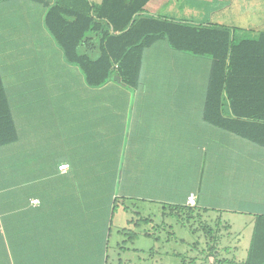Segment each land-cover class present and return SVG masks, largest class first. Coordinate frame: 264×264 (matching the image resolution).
<instances>
[{
    "label": "crops",
    "instance_id": "1",
    "mask_svg": "<svg viewBox=\"0 0 264 264\" xmlns=\"http://www.w3.org/2000/svg\"><path fill=\"white\" fill-rule=\"evenodd\" d=\"M53 2L0 0V80L18 136L1 151L12 154L8 159L15 170L27 169L37 192L29 206L38 208L44 194L55 222L22 230L24 209L14 208L10 242L0 205V264H100V212L95 205L83 209L85 185L104 182L106 170L112 195L122 204L186 206L193 194L195 207L228 227L219 241V258L243 262L254 218L264 216V148L205 113L208 62L156 41L142 53L137 87L110 82L89 88L45 30L44 3ZM144 10L177 22L232 27L237 39L264 32V0H150ZM238 91L254 104L264 81L247 76ZM220 117L234 118L227 112ZM258 118L264 116L253 119ZM62 164L68 165L65 172L58 171ZM15 178L20 180V173ZM33 199L38 205H31ZM22 232L29 235L27 243L21 242ZM110 236L111 227L107 249ZM144 238L154 239L151 233ZM111 261L107 255V264H129L121 258Z\"/></svg>",
    "mask_w": 264,
    "mask_h": 264
},
{
    "label": "trees",
    "instance_id": "2",
    "mask_svg": "<svg viewBox=\"0 0 264 264\" xmlns=\"http://www.w3.org/2000/svg\"><path fill=\"white\" fill-rule=\"evenodd\" d=\"M149 1L102 0L100 4L95 5L89 0H54L53 4L44 3L46 6L44 27L62 53L65 62L75 67L86 86L92 89L102 88L110 82L127 88L137 87L142 53L156 41L165 42L172 50L205 59L209 64L205 88V113L208 117H218L214 123H218L230 133L264 148V118L253 119L264 116V92L259 94L254 104H251L250 101H245L246 98L238 91L247 76L255 75V78L264 81V32H259L253 38L237 39L236 29L232 27L211 23L177 22L151 16L144 10ZM252 66L262 71L258 73L243 71ZM225 112L234 118L221 119L220 115ZM17 139L0 80V157L8 158L12 155L4 153L1 149ZM12 169L11 176L0 174V205L6 214L2 224L6 230V238L10 242L11 214L14 208L24 209L21 212L22 230L29 224H37L39 229L55 224L49 219L51 211L47 208L44 194L39 195L41 204L38 208L29 206L30 198L37 195V192L30 187L27 169ZM0 171L2 172L1 167ZM18 173L21 179L15 178L14 181L13 178ZM108 173L106 170V177L101 184L85 185L87 194L83 210L88 212L95 205V209L100 212L102 236L100 264H107L106 244L112 218L117 209V200L112 195L111 177H108ZM73 188L80 190L81 185H74ZM14 189L18 190L20 196L17 200L14 199ZM92 203L94 204L91 205ZM204 216H208V211L195 205L163 207L162 217L177 218L181 226H187L193 232H201L206 240V249L200 251L201 257L195 256L187 261L182 259L180 264H264V216L254 218L247 256L239 263L219 258V236L216 228L222 225L223 229H227V225H223L220 218H217L211 226ZM190 220H198L199 227L193 228ZM139 222L152 223L149 218H140L135 225L138 226ZM126 231L123 230L121 234L124 235ZM127 232L133 239L135 234ZM21 238L22 244L27 243L29 235L22 232ZM197 244L198 242L194 244V248ZM173 255L179 257L177 253ZM209 259L213 262L210 263Z\"/></svg>",
    "mask_w": 264,
    "mask_h": 264
},
{
    "label": "rangeland",
    "instance_id": "3",
    "mask_svg": "<svg viewBox=\"0 0 264 264\" xmlns=\"http://www.w3.org/2000/svg\"><path fill=\"white\" fill-rule=\"evenodd\" d=\"M233 13V11L228 13L230 19L235 17ZM7 159L4 156L0 157L2 170L0 174L4 173L5 176H11L13 164ZM20 161H17V163ZM117 192L118 190H116ZM117 201V209L112 218L109 248L107 249L110 262L121 258L123 261L128 260L129 264H180L182 259L187 261L189 258L202 256L200 251L206 249V240L201 232H193L190 231L189 227L181 226L177 222V218L162 217V208L158 205H144V201L135 200H127L123 204L119 199ZM122 208H126V210ZM166 213L168 212L166 211ZM140 218H149L152 223L139 222V225L136 226V221ZM204 219L213 226V221L217 218L204 216ZM190 224L193 228L199 227L198 220H190ZM219 226L216 228L218 229V242L222 241L220 239L224 236L225 231L222 225ZM121 229L133 232L135 236L132 239L126 231L124 235L121 234V237H119L117 232ZM144 233H151L154 239H145ZM122 240H125L124 243H121ZM182 240L190 243V246L185 245ZM197 242L198 244L194 248V244ZM116 244H119L120 247H126L127 251L122 253L121 248L115 247ZM218 251H221L219 246ZM174 253H177L179 257L173 255ZM212 262L211 259L210 263Z\"/></svg>",
    "mask_w": 264,
    "mask_h": 264
},
{
    "label": "built area",
    "instance_id": "4",
    "mask_svg": "<svg viewBox=\"0 0 264 264\" xmlns=\"http://www.w3.org/2000/svg\"><path fill=\"white\" fill-rule=\"evenodd\" d=\"M66 170H68V165L67 164H62L58 167V171L59 172H65ZM31 205L32 206H36L38 205V200L37 199H33L31 200ZM186 205L187 206H194L195 205V196L193 194H189L188 197H187V201H186Z\"/></svg>",
    "mask_w": 264,
    "mask_h": 264
}]
</instances>
